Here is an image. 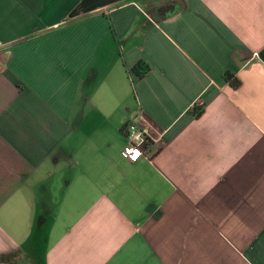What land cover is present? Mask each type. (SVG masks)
Segmentation results:
<instances>
[{
  "label": "crops",
  "instance_id": "1",
  "mask_svg": "<svg viewBox=\"0 0 264 264\" xmlns=\"http://www.w3.org/2000/svg\"><path fill=\"white\" fill-rule=\"evenodd\" d=\"M0 264H264V0H0Z\"/></svg>",
  "mask_w": 264,
  "mask_h": 264
},
{
  "label": "built area",
  "instance_id": "2",
  "mask_svg": "<svg viewBox=\"0 0 264 264\" xmlns=\"http://www.w3.org/2000/svg\"><path fill=\"white\" fill-rule=\"evenodd\" d=\"M143 120L142 117L135 118L125 125L124 133L127 144L123 148L121 155L131 163L143 157L149 147L160 146L162 143L161 135L155 136L154 128L150 124L143 125ZM137 153L139 154L137 155Z\"/></svg>",
  "mask_w": 264,
  "mask_h": 264
},
{
  "label": "trees",
  "instance_id": "3",
  "mask_svg": "<svg viewBox=\"0 0 264 264\" xmlns=\"http://www.w3.org/2000/svg\"><path fill=\"white\" fill-rule=\"evenodd\" d=\"M148 70V67L147 66H143V65H138L135 69H134V71H135V73L137 74V76L138 77H142L145 73H146V71ZM132 72V71H131ZM226 79L228 80V82L230 83V85L233 87V88H237V87H239V85H240V83H239V81L236 79V78H234V77H232V76H227L226 77ZM203 105L202 106H194L193 108L194 109H197V111L195 112V114H194V116H196V117H199L201 114H202V111H203ZM123 130V132H124V130H125V126H124V128L122 129ZM125 134V133H124Z\"/></svg>",
  "mask_w": 264,
  "mask_h": 264
},
{
  "label": "snow or ice",
  "instance_id": "4",
  "mask_svg": "<svg viewBox=\"0 0 264 264\" xmlns=\"http://www.w3.org/2000/svg\"><path fill=\"white\" fill-rule=\"evenodd\" d=\"M139 153H137V155H138Z\"/></svg>",
  "mask_w": 264,
  "mask_h": 264
}]
</instances>
